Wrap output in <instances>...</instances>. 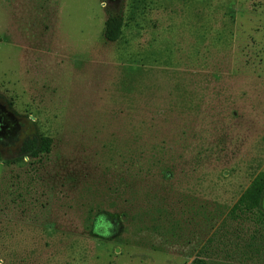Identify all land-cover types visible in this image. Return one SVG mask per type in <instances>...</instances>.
I'll return each instance as SVG.
<instances>
[{
    "label": "rangeland",
    "instance_id": "obj_1",
    "mask_svg": "<svg viewBox=\"0 0 264 264\" xmlns=\"http://www.w3.org/2000/svg\"><path fill=\"white\" fill-rule=\"evenodd\" d=\"M260 173L264 0H0V264H264L221 229Z\"/></svg>",
    "mask_w": 264,
    "mask_h": 264
},
{
    "label": "trees",
    "instance_id": "obj_2",
    "mask_svg": "<svg viewBox=\"0 0 264 264\" xmlns=\"http://www.w3.org/2000/svg\"><path fill=\"white\" fill-rule=\"evenodd\" d=\"M124 25L123 17L120 14L107 15L102 37L106 42H116L121 37L122 27ZM51 148V141L49 138L35 134L26 137L18 147L14 157L3 160V164L10 165L22 161L24 158L37 159L42 154H48ZM264 173L258 174L251 182L249 187L241 194L237 202L232 206L226 215L222 228H229L228 232H224L226 237H234L236 239L233 243V252L239 250L237 244L240 242L247 243L246 246L256 242L255 239H261L264 236ZM252 224H255L251 236L243 238L240 236L242 232L250 230ZM221 232L219 235L223 236ZM211 241V240H210ZM210 241L208 242L210 244ZM211 251V252H209ZM217 249L207 247L202 250L206 256H196L189 264H206V258L215 257ZM235 254H240L236 252ZM234 254V256H235ZM242 255V254H241ZM245 255V254H244ZM230 257V256H229ZM227 257V258H229ZM243 257V256H242ZM232 258V255L230 259ZM248 259L243 257L242 260Z\"/></svg>",
    "mask_w": 264,
    "mask_h": 264
}]
</instances>
